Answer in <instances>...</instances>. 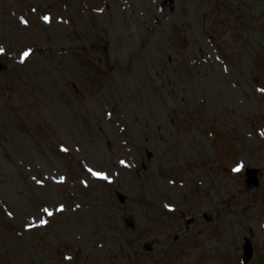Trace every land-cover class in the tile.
<instances>
[{"label":"rangeland","instance_id":"374dc122","mask_svg":"<svg viewBox=\"0 0 264 264\" xmlns=\"http://www.w3.org/2000/svg\"><path fill=\"white\" fill-rule=\"evenodd\" d=\"M0 49V264H264V0H0Z\"/></svg>","mask_w":264,"mask_h":264},{"label":"snow or ice","instance_id":"6c2138e0","mask_svg":"<svg viewBox=\"0 0 264 264\" xmlns=\"http://www.w3.org/2000/svg\"><path fill=\"white\" fill-rule=\"evenodd\" d=\"M45 19H48V17H45ZM0 51H3V49H0ZM28 55V52H25L24 53V56H27ZM97 175H103L102 173H96Z\"/></svg>","mask_w":264,"mask_h":264}]
</instances>
